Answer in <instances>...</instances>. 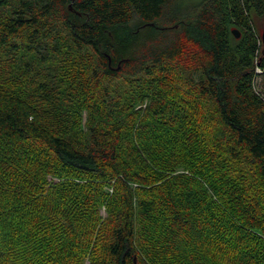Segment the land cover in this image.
Wrapping results in <instances>:
<instances>
[{
	"label": "trees",
	"instance_id": "16d2710c",
	"mask_svg": "<svg viewBox=\"0 0 264 264\" xmlns=\"http://www.w3.org/2000/svg\"><path fill=\"white\" fill-rule=\"evenodd\" d=\"M259 77L264 0H0V264H264Z\"/></svg>",
	"mask_w": 264,
	"mask_h": 264
},
{
	"label": "rangeland",
	"instance_id": "374dc122",
	"mask_svg": "<svg viewBox=\"0 0 264 264\" xmlns=\"http://www.w3.org/2000/svg\"><path fill=\"white\" fill-rule=\"evenodd\" d=\"M197 1V0H194ZM256 89L258 92H261L264 94V78L263 77H259L256 80Z\"/></svg>",
	"mask_w": 264,
	"mask_h": 264
},
{
	"label": "water",
	"instance_id": "95a60500",
	"mask_svg": "<svg viewBox=\"0 0 264 264\" xmlns=\"http://www.w3.org/2000/svg\"><path fill=\"white\" fill-rule=\"evenodd\" d=\"M234 34L236 35L237 38L240 37V33L237 30H234Z\"/></svg>",
	"mask_w": 264,
	"mask_h": 264
}]
</instances>
